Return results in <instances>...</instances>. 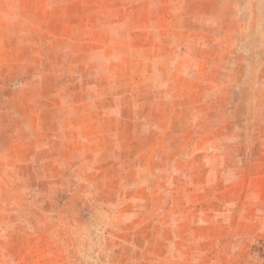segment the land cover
Listing matches in <instances>:
<instances>
[{
	"label": "rangeland",
	"instance_id": "rangeland-1",
	"mask_svg": "<svg viewBox=\"0 0 264 264\" xmlns=\"http://www.w3.org/2000/svg\"><path fill=\"white\" fill-rule=\"evenodd\" d=\"M0 264H264V0H0Z\"/></svg>",
	"mask_w": 264,
	"mask_h": 264
}]
</instances>
